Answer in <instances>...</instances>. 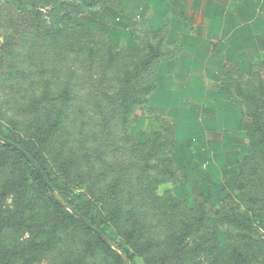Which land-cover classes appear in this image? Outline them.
<instances>
[{
  "label": "rangeland",
  "instance_id": "rangeland-1",
  "mask_svg": "<svg viewBox=\"0 0 264 264\" xmlns=\"http://www.w3.org/2000/svg\"><path fill=\"white\" fill-rule=\"evenodd\" d=\"M149 3L3 5L0 134L40 164L65 209L52 200L34 166L0 142V264H120L83 220L70 217L71 209L126 248L136 264H215L213 248L193 253L198 244L217 245L216 253L225 257L242 240L248 255L238 264H264V226L239 230L226 219L235 212L264 217V157L251 133L250 100L238 91L248 94L264 83V63H254L251 75H221L203 60L211 70L204 73L199 59H188L181 43H171L172 32H180L178 11L167 12L172 20L161 25ZM20 31L22 42L16 43ZM150 46L161 57L139 75L132 63L141 64ZM217 98L234 103L242 120L239 126L229 121L232 129L224 137L208 136L206 149L195 137L207 118L214 121L213 109L203 121H188L186 108ZM256 104L264 109V95ZM51 112L61 127L44 140L36 117L47 119ZM155 141L165 148L155 149ZM165 159L174 164V175ZM202 216V236L187 237L182 253L173 235L179 238Z\"/></svg>",
  "mask_w": 264,
  "mask_h": 264
},
{
  "label": "crops",
  "instance_id": "crops-1",
  "mask_svg": "<svg viewBox=\"0 0 264 264\" xmlns=\"http://www.w3.org/2000/svg\"><path fill=\"white\" fill-rule=\"evenodd\" d=\"M6 1L0 0V14ZM149 5L157 13L154 17H157L159 22L163 21L161 25L172 20L167 12L178 11L180 32L176 34L172 32L174 36L171 43H181L183 51L190 52V54L184 52L188 59H199L200 66L204 67V73L211 70L207 65H202L203 60L214 63L215 68L211 72L221 75L224 73L251 75L254 63L260 61V64L264 63V0H150ZM184 26L189 27L188 32H182ZM180 53L179 49L174 57L181 59ZM216 100L215 104L210 105L192 104L195 110L186 108L188 121L192 116L203 121L208 116L206 112L211 114L210 110L213 109L214 121L207 118L210 123L208 125L204 123L202 135L195 137L198 141L196 139L192 141L199 142L198 145L206 149L210 145L207 143L208 136L220 134L223 136L232 129L228 126L229 121L239 126L242 120L234 103L225 98Z\"/></svg>",
  "mask_w": 264,
  "mask_h": 264
},
{
  "label": "trees",
  "instance_id": "trees-1",
  "mask_svg": "<svg viewBox=\"0 0 264 264\" xmlns=\"http://www.w3.org/2000/svg\"><path fill=\"white\" fill-rule=\"evenodd\" d=\"M24 31V30H23ZM23 31L19 32V39L16 41V43L18 41L22 42V36H23ZM38 31V30H37ZM161 55L160 53L157 51V49H155L153 46L149 47V55L147 58H145L143 60V62L141 61V64H134L132 63V66H136L135 69L133 70L135 73H138L139 75H146L148 74V72H150L153 69V64L155 62L156 59L160 58ZM239 94H241V96L247 100H250L251 103V107H250V111H249V117L252 119L251 121V133L253 136H255V140H256V147L257 150L261 153V155L264 157V109L263 108H259L258 104H256L264 95V83L261 81V83H259V85L253 89V91H251V93H245L240 87L238 88ZM41 106H38L36 108V110H39ZM48 107V106H46ZM59 116H62V118L64 117V112L62 110H59ZM44 120H48V122H50L49 125L45 126V122ZM36 126L38 128V133L39 136L41 138L46 137L44 140L52 138L53 136H55L57 130H59V128L61 127V120L59 118H56V115L54 112L49 113V116L47 119H44L43 117H36ZM44 132H49L48 134H44ZM174 132V130H173ZM174 133H172L173 135ZM0 137L2 138V140L0 142H2V146L6 149L9 150H13L15 151L17 154H19V156L21 157V159L25 160V162L27 164H30V162H28L23 155L21 154V152L17 151L16 149H14L13 147L9 146L7 144V142H11L13 144H16L18 146H20L19 144L15 143L14 141H10L7 138H4L1 134ZM161 137V136H160ZM159 137V138H160ZM164 137V136H163ZM157 138V137H156ZM174 140L176 141L175 137ZM173 140L174 144L175 141ZM161 141V140H160ZM166 144V143H164ZM162 143H158L157 141L153 142V147L155 149L161 150V148H165V145ZM21 147V146H20ZM22 148V147H21ZM24 151L25 149L22 148ZM168 149V147L166 148ZM26 152V151H25ZM27 153V152H26ZM28 154V153H27ZM29 155V154H28ZM30 156V155H29ZM39 166L40 164L32 157L30 156ZM165 162H169L170 163V167L174 170H172L171 168H168V172H170V175H174L175 173V168H174V164H172V162L170 160H166ZM67 164V163H65ZM41 168V166H40ZM64 168V167H63ZM33 171L35 173V175L41 180L39 174L37 173V171L35 170V168L33 167ZM41 171L43 173V175L45 176L46 181L51 185L53 190H50V193L52 195V200L55 202V204L60 208V209H65V204H63V200L61 198V194H56L55 192L58 191V189L53 186V184H51L49 182V180L47 179V176L45 175L43 169L41 168ZM256 174V173H255ZM46 186V184H44ZM47 187V186H46ZM120 203V200L118 202V204ZM177 207V205L173 204L171 206L172 210H175ZM80 213L77 212L74 209H71V213H70V217L75 218L77 220L82 221V216L79 215ZM227 221L229 222V225H233L235 227H237V229L239 230H252L254 228H258V227H263L264 226V217L261 216L260 214L257 213V211H254V213L250 214V213H239V212H235L234 214H230L228 216H226ZM205 218L202 216L197 220V224H187L186 230L184 231L183 235H180V237L178 238L179 235L175 234L173 235L172 239L175 241V245H178L180 242L182 243V245L180 246V249L182 251V253L184 252L185 249L188 248V246H186L185 244V239L188 237L189 239L192 237H200L201 232H203L204 230H202L203 228V224H204ZM90 223L96 227V225L90 221ZM88 228V227H87ZM97 228V227H96ZM194 228V230H193ZM98 230H100L99 228H97ZM88 231L92 232L89 228ZM104 235H106L109 239L112 240L115 249L113 250L108 244H106L97 234H95V236L98 238V240L107 248V250L109 252H112L113 254H115V256L117 257V259L119 260L120 264H125L123 259L120 258V256L118 255L117 251L122 252L128 259V261L131 264H136L133 260L134 256L132 254H130V252L126 249L123 248L122 246H120V244H118L117 242H115V240H113L112 238H110L107 234H105L102 230H100ZM175 236V237H174ZM243 239V237H241V240ZM133 241V238H132ZM131 242V241H130ZM189 245V244H187ZM246 242H244L243 240L240 241V244L234 248L230 249V252L232 253V255H228V251H225V257H221L223 254L218 255L216 253V251L219 250V252H221L220 247L217 245H210V244H203L200 243L196 246V249L194 250L193 253L199 251L202 254L204 253V250L207 249V247H211L213 249L209 250L210 253V257L214 256V258H210V263L211 262H215V264H238V262L243 261L241 260L242 256H247L248 254L245 253V255L243 254V252H245V248L244 246H246ZM244 248V249H243ZM229 252V253H230ZM201 254V255H202ZM216 256H220V257H216ZM213 264V263H211Z\"/></svg>",
  "mask_w": 264,
  "mask_h": 264
},
{
  "label": "water",
  "instance_id": "water-1",
  "mask_svg": "<svg viewBox=\"0 0 264 264\" xmlns=\"http://www.w3.org/2000/svg\"><path fill=\"white\" fill-rule=\"evenodd\" d=\"M2 140V138L0 137V141ZM7 144L11 147H13L14 149H16L17 151L21 152V154L23 155V157L30 162L35 170L37 171V173L39 174L41 180L46 184V186L50 189L53 190L51 185L46 181L45 176L43 175L40 166L18 145L13 144L11 142H7ZM83 222L86 223L87 227L94 232L95 234H97L104 242H106L109 245H112V242L110 241V239L104 235L100 230H98L96 227H94L90 222H88L86 219L82 218ZM113 246V245H112ZM122 259L124 261L125 264H131L127 257L125 255H122Z\"/></svg>",
  "mask_w": 264,
  "mask_h": 264
}]
</instances>
